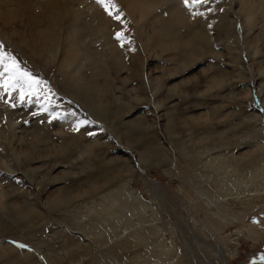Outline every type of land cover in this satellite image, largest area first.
Wrapping results in <instances>:
<instances>
[{"label": "rangeland", "instance_id": "obj_1", "mask_svg": "<svg viewBox=\"0 0 264 264\" xmlns=\"http://www.w3.org/2000/svg\"><path fill=\"white\" fill-rule=\"evenodd\" d=\"M26 1L34 5L36 14L57 15L62 8L61 0H54L58 10H52L46 0ZM79 1L73 3L83 13L75 44L80 53L77 58L84 61V87L71 77L74 64L67 70L61 66L65 20L52 27H46L45 21L28 25L30 10L19 13L24 17L22 23L7 27L0 20V51L14 56L24 71L41 82L42 90L38 101L33 96L21 102L17 92L0 98V188L5 193V205L0 206V264H69L68 260L70 264H88L97 253V259L103 256L102 262L110 264H264V205L255 192V210L245 213L243 220L234 216V212L244 214L243 201L249 190L261 189L264 184H253L246 176L248 170L239 171L240 177L234 175V179L226 166L216 172L207 168L214 179L211 182L199 173L203 186H213L209 191L194 186L184 171L188 157H182L170 141V132L188 139L192 133L186 130L188 119L201 136L210 137L201 145L196 142L199 152L207 151L203 145L209 142L216 147L218 137L225 141L204 155L197 152L202 162L220 154L230 160L247 156L250 145L264 141V0H257L262 9L255 16V26L249 25L246 41L239 21L231 18L236 0H209L198 9L204 15L195 18L182 0H139L151 7L144 35L141 24L121 0L115 3L124 14V24L109 17L96 0H83L87 2L81 6ZM6 3L14 11V0ZM4 4H0L2 9ZM91 6L93 10H89ZM39 29L46 32L38 34ZM121 31L130 41L123 47L115 39ZM35 36L41 48L38 52L21 42L33 43ZM143 36L148 40L153 37L150 48ZM151 80L159 86L156 90ZM84 89L89 98L83 97ZM44 104L47 111L41 108ZM168 119L173 121L171 127ZM162 148L165 151L156 153ZM18 151L24 155L23 162ZM149 152L154 160L142 162ZM162 153L171 163L159 162ZM195 153L191 157H197ZM257 154L264 161V152ZM125 164L133 169L123 174L129 181L126 190L139 193L148 210L139 205L133 210L119 207L114 219L103 217L105 228L96 229L98 225L91 223L94 214L90 217L73 207L68 211L56 207ZM192 175L197 178L194 172ZM226 178L234 179L235 184L237 178L243 180L237 182H242L238 188L229 190ZM121 196L124 200L126 191ZM220 217L224 219L220 226L210 230L207 219ZM109 218L114 220L112 225ZM84 228L89 231L85 233ZM135 234L143 242L120 254L121 258H112L107 252L109 246L126 240L137 244ZM17 243L27 247L18 248ZM161 243L170 252L160 254ZM68 244L74 246L64 249Z\"/></svg>", "mask_w": 264, "mask_h": 264}, {"label": "bare ground", "instance_id": "obj_2", "mask_svg": "<svg viewBox=\"0 0 264 264\" xmlns=\"http://www.w3.org/2000/svg\"><path fill=\"white\" fill-rule=\"evenodd\" d=\"M76 0H61V4H62V8L60 10H58V8L56 9L55 8V2L54 0H46L45 3H49L51 5V8L52 10L56 9L58 10L57 11V15L54 13L50 14V15H42V14H36V12H33L35 11L34 10V5L28 1H23L24 3H21L20 1H17V0H14V11L12 10V7L9 3H5V0H0V4H4L3 5V9L0 7V20H3L5 23L4 25H6L7 27L12 24V23H15V22H18V23H22L24 22L23 21V18L22 16H19V13L24 11V10H30L28 12V15L29 17L28 18V22L26 24L28 25H31V24H36V23H40L41 21H45L46 22V27L49 26V27H52V26H55L56 24L58 25L59 22H62L65 20V22H62V23H65V29H66V47L65 49L63 50V56H62V64L61 66L64 68V70H67L69 69L73 64L75 65V71L73 73V75L71 76L72 79H74V77L76 78L75 82H77L79 85L83 86L85 85V79H84V76H83V70L85 68L84 66V61L82 62V59L80 58H77V56L80 54L79 53V47L76 46L75 44V41H76V35L79 33L80 31V26H79V22H80V17H82V8L80 9V7L77 9V8H74L73 7V3L75 2ZM123 4H125L127 6V9H128V12L130 13V15L133 16V18L137 21V23L141 24L140 25V31H141V34L144 35L146 34V30H145V23L148 22L147 20V17H148V13L150 11V6H147L144 1L141 2L139 0H121ZM87 1H83V0H80L79 1V4L80 6L83 4V3H86ZM55 5V6H54ZM59 6V5H58ZM89 6V5H88ZM87 6V7H88ZM60 7V6H59ZM93 6H91L89 8V10H93ZM237 8V9H236ZM262 9V6L259 5L257 7V0H236V7H235V11L234 13L232 12L231 13V18H234L235 21H239V31L242 33L243 35V41L245 40L246 41V38L247 36L250 34V31H251V28H250V24L252 23V25H254L256 23L255 21V16L260 14V11ZM42 13V12H41ZM139 20V21H138ZM142 22V23H141ZM255 26V25H254ZM31 27V26H30ZM39 28V27H38ZM37 28V29H38ZM64 29V30H65ZM18 30L16 29L15 30V33H17ZM42 32H46V29H39L38 30V34L42 33ZM144 37V36H143ZM143 37H142V40H143ZM146 37V36H145ZM144 37V38H145ZM231 37V36H230ZM147 38V37H146ZM145 38V39H146ZM233 39V38H232ZM23 39H21V42L24 43L29 50L33 51V52H38L40 51V47H39V42L36 40V36L33 37L32 41H34L33 43H30V42H27V41H22ZM147 40V45L149 46L150 48V45L151 43H154V39L153 37H150V39H146ZM237 40V39H236ZM242 40V39H241ZM144 41V40H143ZM242 42V41H241ZM244 43V42H243ZM242 44V43H240ZM246 46V42L244 43ZM256 44H258V42H256ZM238 45V44H237ZM23 46V47H24ZM22 47V48H23ZM25 48V47H24ZM110 48V47H109ZM236 48V47H235ZM45 49V48H44ZM237 49V48H236ZM249 50L255 52L254 55L257 54V52L255 50H252L250 48H248ZM28 50V51H29ZM243 50L246 51V49L244 48ZM46 51V50H45ZM48 51V50H47ZM246 53V52H245ZM250 54V51L248 52ZM253 55V56H254ZM250 56H252L250 54ZM252 56V57H253ZM243 58V56H242ZM74 68V67H73ZM72 68V69H73ZM250 68V67H249ZM243 71V70H242ZM244 72V71H243ZM66 74V73H65ZM71 75V73H70ZM250 75V74H249ZM69 77V76H68ZM89 78V77H88ZM66 79V78H65ZM71 79V78H70ZM151 83H152V88H156L159 87L157 86L153 80H151ZM216 84V82H215ZM71 85V84H70ZM68 85V86H70ZM88 85V84H87ZM86 85V86H87ZM81 88V87H80ZM79 88V90L81 91V89ZM88 88V87H86ZM92 88V87H90ZM70 89V88H69ZM154 89V90H156ZM72 90V89H71ZM78 90V91H79ZM87 90V89H86ZM83 92V91H82ZM80 93V92H79ZM89 91H85L84 89V92H83V97H84V94L86 95V97H88ZM81 94V93H80ZM82 96V95H81ZM91 96V95H89ZM89 98V97H88ZM100 102V101H99ZM10 122V121H9ZM172 119H168V122L167 123H170L169 127H171V123H172ZM186 124H188V126L186 127V130L187 131H192V133L190 135H188V139H185L183 137H179L176 132H170V135L172 136L171 137V143L176 147V150H178L181 154L182 157H188V159H186L184 162H185V165H184V171L186 172L187 176L193 181V185L194 186H199L202 187V188H205L207 191H209V188H212L213 186L212 185H209V184H206V185H202L201 183V179H200V176H199V173H202L203 174V177L207 180H209L210 182L211 181H214V179L209 175V171H206L207 168H212L214 172L216 171H219V169H223L227 167V169H230L232 170L231 172V176H233L232 178L235 179L234 175H237L239 174V171H242L244 170H248L247 173H246V176L249 175L251 180H253V184H257V186H260L261 184H264V161L262 160V158L259 156L260 154H257L258 152L260 151H263L264 152V141L261 142H255L253 145H250V151H251V154H248L247 156H243V157H237V158H232L231 160L230 159H225L223 157L222 154L220 155H217V156H212L210 158H207L208 160L206 162H202L201 160H199V157L197 152L200 154L202 153V155H204L203 153L206 151H203V150H200L201 152H199V148L200 147H197L196 148V142H198L199 145L202 144V142L204 141H208L210 139L209 135L208 136H201V134L199 133V129L198 127H195L193 124L192 121H189L186 120L185 121ZM16 122H12V126L15 125ZM142 125V123H140ZM139 124V125H140ZM138 125V126H139ZM168 127V128H169ZM198 129V130H197ZM210 134V133H209ZM14 140L15 142H18L19 144V141H20V138L19 136L15 135L14 137ZM189 141V142H188ZM216 141H218L217 144H215L216 147H213L210 142L203 145V148H207L208 150L212 151V150H215L217 149L219 145L223 144L225 141L223 138L221 137H218L216 139ZM13 145H15L14 143H12ZM13 145H10V146H13ZM159 145V144H158ZM20 147V146H18ZM12 148V147H11ZM22 148V147H21ZM14 150V149H13ZM17 151V149H15ZM22 150V149H21ZM150 150L147 149L146 151H143L145 153H147L148 151ZM208 150L206 151L208 153ZM161 151H165V149H161V150H158L156 153L158 152H161ZM196 151L195 154H197L196 156L197 157H191L192 153ZM203 151V152H202ZM15 152V151H13ZM11 152V153H13ZM22 151H18V155L20 156V158L22 159V162L24 161L23 160V154L21 153ZM205 152V153H206ZM210 154V153H209ZM151 155L152 153H148L146 155V158L142 160V162H151L154 160V158H151ZM207 155V154H206ZM13 156V154H12ZM14 157V156H13ZM208 157V156H207ZM19 160V159H18ZM159 162H164V160H166L167 162L169 161V163H171L169 157H167V155L165 153H162V157L160 159H158ZM158 160L156 162H158ZM19 163V162H18ZM182 163V162H180ZM183 164V163H182ZM20 165V163H19ZM125 168L123 169H120V170H113L111 169V172L110 173H107V174H103L102 178H101V181L98 182H93V184H88L85 186V189L83 190H80L79 192H77L76 194L70 196L69 198H67L65 201H63L61 204L57 205L56 207L60 208V209H64L67 210L69 209L70 207H73L75 209V212H79L81 215L82 214H86L90 217H92V215L94 214L96 217H93V221L91 223H95L96 225L98 226H95V228L97 229L99 226H104V228L106 227L105 225H103L104 223V220H103V217H115L116 215H118V208L121 207L122 210L123 208H127L130 209V210H133L134 208V205H139V206H143V208H147L148 210V206L147 204L143 201V199H141L139 193L137 192H134L132 191L131 189L129 190H126V186L128 184V180H125L123 174L124 172L127 174V172H132V167H128L127 164H125ZM183 166V165H182ZM208 166V167H207ZM14 167V166H13ZM138 168V167H137ZM143 168V167H142ZM180 169V168H179ZM142 171V175H144V168L141 169ZM192 172H194L195 174H197V178H193V175H192ZM240 177V176H238ZM229 178V177H228ZM231 178V177H230ZM129 179V178H127ZM221 179V178H219ZM234 179H230L232 180L231 182H233ZM240 179V178H239ZM239 179L237 178L236 181L239 183ZM225 180V179H224ZM223 180V181H224ZM227 180V178H226ZM243 180V178H242ZM240 179V181H242ZM259 180V181H258ZM191 181V182H192ZM228 181V180H227ZM258 181V182H257ZM230 181L226 182L227 184V188L229 190H231L232 188H238L239 185H241L242 182H240L239 185H236L238 184L236 182V184L234 183H229ZM219 183V180L216 179L215 180V184H218ZM222 183V182H221ZM251 183V182H249ZM154 184V183H153ZM229 184H233L231 185V187L229 186ZM235 184V185H234ZM245 184V183H244ZM243 184V185H244ZM154 186L156 188H161L160 186L154 184ZM225 186V185H224ZM208 187V188H206ZM214 189V188H213ZM126 191V196H125V199L122 200L121 199V195H122V192ZM244 192V191H243ZM255 192L256 193V197L257 199H259V202L263 203L262 205H264V187L261 188V189H258V188H255V189H252V190H249V194L247 196H245L244 200L243 201L245 203V208H244V211L243 213L244 214H241L240 211H239V214H236L234 212V216L239 218V219H242L245 217V213H248L250 210H255L256 206L252 203L253 201V197H255V195H252V193ZM262 192V193H261ZM168 193V191L166 192ZM211 193H213L211 191ZM241 193V192H240ZM245 194V193H244ZM236 195V194H235ZM234 195V196H235ZM238 196V195H237ZM241 196V195H240ZM168 197V196H167ZM240 198V197H239ZM4 199H5V193L1 190L0 188V206H4L5 203H4ZM237 199V198H236ZM82 200L81 202L77 203L78 201ZM239 200V199H238ZM240 201V200H239ZM231 202V201H230ZM233 202V201H232ZM236 202V201H234ZM76 203V204H75ZM136 203V204H135ZM48 204L50 206H52V202L51 200L48 201ZM78 204V206H77ZM210 204V203H208ZM242 205V204H240ZM136 206V207H137ZM228 206V205H227ZM120 208V209H121ZM140 208V207H139ZM135 209V208H134ZM138 209V208H137ZM141 210V208L139 209ZM222 210V209H221ZM227 210V209H226ZM61 211V210H60ZM68 211V210H67ZM146 211V209H145ZM223 211V210H222ZM72 212V210H71ZM61 213H63L61 211ZM128 213V212H127ZM143 213V212H142ZM145 213V212H144ZM156 212H154L153 214H155ZM223 213V212H222ZM227 213V212H226ZM146 214V213H145ZM145 214H142V215H145ZM93 215V216H94ZM141 215V216H142ZM126 216V215H125ZM124 216V217H125ZM138 216V215H136ZM156 216V215H153V217ZM229 216V215H228ZM73 217V216H71ZM122 217V216H121ZM120 217V218H121ZM146 217V215H145ZM157 217V216H156ZM210 217V216H209ZM67 217H65L66 219ZM77 218V217H76ZM127 218V216H126ZM139 218V216H138ZM64 219V218H63ZM62 219V220H63ZM69 219V218H67ZM80 219V217H79ZM107 219V218H106ZM114 219V218H113ZM112 219V220H113ZM111 220V221H112ZM222 220H224L223 218L220 217V219H214V218H208L207 219V226L210 230H214L216 229V227H219L220 226V222H222ZM66 223H68L66 220H64ZM101 221V222H99ZM106 221V220H105ZM110 221V218H109V223L112 225V221ZM64 222V224H65ZM116 222V221H115ZM102 223V225H101ZM108 223V224H109ZM94 224V225H95ZM115 224V223H113ZM133 224V223H132ZM89 225H91L89 223ZM134 225V224H133ZM132 225V228H134ZM109 226V225H108ZM127 226V225H126ZM135 226V225H134ZM117 227V226H115ZM136 227V226H135ZM93 228V226H92ZM93 228V229H95ZM123 228V226H122ZM127 228H130V226H128ZM139 228V231H140V227H137L136 229L138 230ZM85 229V228H84ZM90 229V228H89ZM99 229V228H98ZM101 229V228H100ZM117 229V228H115ZM120 229H121V226H120ZM118 229V231L120 230ZM125 229V227H124ZM148 229V228H147ZM157 229V228H156ZM156 229H152L155 231H157ZM75 230V229H74ZM79 230V229H78ZM105 229H102L100 231L104 232ZM113 230V229H112ZM135 230V229H134ZM136 230V232H138ZM144 230V228L142 229ZM82 231V230H80ZM86 231H89L88 229L86 230L85 229V233ZM94 231V230H92ZM116 230H114V233H115ZM123 231V230H121ZM64 232V231H63ZM63 232H60L63 233ZM126 232V231H124ZM148 232V231H147ZM159 232V230H158ZM68 233V232H67ZM98 233V231H97ZM118 234L120 233L121 235H123L121 232H117ZM149 233L152 234V231H150ZM90 234V233H88ZM125 234V233H124ZM137 234V233H136ZM135 234V235H136ZM139 234V233H138ZM142 235V233H140ZM148 234V233H146ZM155 234V233H154ZM62 235V234H61ZM66 235V231H65V234L64 236ZM99 235V234H98ZM132 236H134L132 234ZM137 237L135 238V240H137V244H134L132 243L133 241H124V242H121L119 244H116L115 246H109L111 248H109L107 250L110 251L111 253V256L112 258H116L117 256H119L120 254L122 253H125V252H128L129 249H131V247H134L138 244H140V242L142 240L141 236L140 235H136ZM152 236V235H151ZM62 237V236H61ZM118 237V235H117ZM121 237V236H120ZM142 237L144 238L145 236L142 235ZM148 236H146L147 238ZM149 238V237H148ZM72 239V238H71ZM74 240V239H73ZM103 240V239H101ZM107 242L109 243L108 239H106ZM76 241V240H75ZM78 241V240H77ZM147 242V239L145 240ZM159 241V240H158ZM106 242V241H105ZM70 243V242H69ZM72 243H75L72 241ZM71 243V244H72ZM157 243V242H156ZM77 244V243H76ZM107 244V243H106ZM158 244V243H157ZM160 244V243H159ZM60 245V244H59ZM65 245V244H64ZM145 245V244H143ZM162 245V249L161 251L159 252L160 254H166L168 252H170V249H168V247H164L163 244L161 243ZM63 246V244H62ZM61 246V247H62ZM67 246V244L65 245ZM64 246V249H70L72 246L74 245H70L69 247V244H68V247H65ZM80 246V245H79ZM104 246H106L104 244ZM219 246V245H218ZM78 247V246H77ZM158 247V246H157ZM170 248V246H169ZM58 249V248H57ZM83 249V248H82ZM173 249V248H172ZM63 250V248H62ZM74 250V249H72ZM81 250V249H79ZM93 250V249H92ZM91 250V252H92ZM127 250V251H126ZM55 251V250H54ZM94 252L93 253H97L95 252V250H93ZM142 251V250H141ZM81 252V251H80ZM84 252V251H83ZM90 252V254H91ZM139 251L136 252V254L138 253ZM172 252V251H171ZM73 253L72 256L74 255V251L71 252ZM86 253V252H85ZM109 253V254H110ZM60 254V253H59ZM83 254V253H82ZM87 254V253H86ZM135 254V255H136ZM81 255V254H80ZM84 255V254H83ZM82 255V256H83ZM89 255V254H88ZM123 255V254H122ZM121 255V256H122ZM139 255V254H137ZM25 256H27V254H25ZM75 256V255H74ZM77 256V254H76ZM79 256V255H78ZM85 256V255H84ZM94 256V254H93ZM98 256V253L97 255ZM95 256V258H96ZM144 256V255H142ZM51 257V256H50ZM54 257V256H53ZM87 257V256H86ZM103 257V256H102ZM101 257V259H102ZM120 257V256H119ZM118 257V259H119ZM140 257V256H139ZM145 257V256H144ZM161 257V256H160ZM164 257V256H163ZM166 257V256H165ZM222 257V256H221ZM89 258H90V255H89ZM93 258V257H92ZM90 259L88 261V264H110L108 262V260L106 262H102L101 259ZM100 258V257H99ZM121 258V257H120ZM63 259V258H62ZM75 259V258H74ZM79 259V258H78ZM77 259V260H78ZM73 260V258H72ZM71 260V261H72ZM75 260V261H77ZM106 260V259H105ZM121 260V259H120ZM119 261V260H118ZM63 263V261H61ZM69 264H70V260H68ZM74 262V261H73ZM79 262V261H77ZM76 263V262H74ZM65 264V263H64ZM67 264V262H66Z\"/></svg>", "mask_w": 264, "mask_h": 264}, {"label": "snow or ice", "instance_id": "obj_3", "mask_svg": "<svg viewBox=\"0 0 264 264\" xmlns=\"http://www.w3.org/2000/svg\"><path fill=\"white\" fill-rule=\"evenodd\" d=\"M96 3L104 10V12L111 17L113 20L120 24H124L123 12L120 11L119 6L115 3V0H96ZM183 6L191 13L193 18L197 15L203 16L204 13L199 12L198 9L209 3V0H182ZM115 39L120 43L121 47L124 46L125 42L130 43L124 33L116 32ZM40 81L36 80L32 75L24 71L17 62L14 56L5 54L0 51V98L4 94L9 97L12 96L13 92L19 93V99L24 102L25 97H33L39 100L40 92L39 88ZM50 91V89L48 90ZM45 98H47L45 96ZM50 103V101H48ZM15 105H12L14 107ZM41 108L47 111V104L41 105ZM79 127V125L77 126ZM18 248L24 249L27 247L22 243H17ZM264 260V257L261 258Z\"/></svg>", "mask_w": 264, "mask_h": 264}]
</instances>
